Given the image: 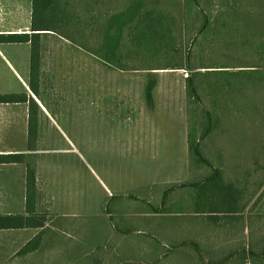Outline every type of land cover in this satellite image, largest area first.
<instances>
[{"label":"crops","instance_id":"crops-1","mask_svg":"<svg viewBox=\"0 0 264 264\" xmlns=\"http://www.w3.org/2000/svg\"><path fill=\"white\" fill-rule=\"evenodd\" d=\"M7 15L14 17L11 23L5 19ZM32 15L33 0H0V94L17 95L13 101L0 102V154L31 153L28 143L32 97L40 106L38 128L42 117L57 125L49 101L43 99V93L37 97L30 88ZM9 34L19 35L10 39ZM42 42L45 46L44 38ZM160 70L168 69L137 70L147 77L136 78L140 81L137 92L130 94L140 118L118 124L121 129L135 130V138L131 139L134 143H128V138L115 139L108 152L105 149L104 157L96 158L98 167L91 165L93 156L89 155L88 166L92 168L84 184L80 185L74 171L48 181L37 168L39 193L33 204L45 214V225L0 229L11 246L2 251L0 248V257L13 258V262L23 255L19 254L20 249L40 234L39 247L25 254L29 257L38 254L45 262L48 259L44 258L52 257L55 264H173L170 248L154 247L156 241L168 240L188 242L198 250L203 259L201 264H239V260L235 263L229 260L239 257L240 242H246L247 246L257 232L264 233V186L256 190L254 167L240 165L229 170L226 166L214 174L213 167L209 171L206 164L193 165L186 118L180 122L176 116L175 120L142 119L145 105L154 115L155 105L160 106L162 101L169 111V99L175 96L174 83L165 81L171 75L175 79L177 74ZM183 79L185 82L186 77ZM88 92L96 96V90ZM180 96L179 107L185 110L183 90ZM204 148L206 156L211 155L209 159L217 160L225 154L215 148ZM39 151L44 152L39 149L36 154ZM229 155L232 161L252 159L249 153L235 151L233 156L225 154L222 159L229 160L226 158ZM26 171L25 162L0 163V214H27ZM94 182L115 205L104 207ZM136 203L142 204L141 207L135 206ZM79 204H86L82 212ZM176 204H184L183 210L188 214L173 210ZM94 217H103L98 229ZM97 230L100 233L96 235ZM52 232L56 233V239L51 250V242L47 246ZM125 241L130 242L128 247H123ZM187 255L198 256L195 250Z\"/></svg>","mask_w":264,"mask_h":264},{"label":"trees","instance_id":"trees-1","mask_svg":"<svg viewBox=\"0 0 264 264\" xmlns=\"http://www.w3.org/2000/svg\"><path fill=\"white\" fill-rule=\"evenodd\" d=\"M121 1L119 8L134 9V14L131 19L121 23L118 40L107 54L123 57L135 40L136 48L139 43L138 46L143 47V54H148L149 51L176 58L173 62L147 69L183 68L189 71L186 76L187 104L191 108L196 106L197 109L195 126L191 130L189 125L188 135L192 161L213 167L214 174H219L229 161L207 158L203 141L216 135V131H219V136L220 133L230 135L232 148L227 151L218 148L216 152L249 153L252 159L247 160L246 164L245 161H236L237 166L245 165V168L250 169L254 167L258 175L256 190L261 189L264 186V0ZM55 2L56 0H33L30 88L37 97L41 95V36L47 34L42 31L52 30L48 24V16L42 12ZM95 4L103 11L106 10L96 0ZM134 31L137 33L133 38ZM124 32L132 40L127 43V50L119 48ZM18 35L9 34L7 38H17ZM187 35L189 41L185 46ZM28 36L26 34V40ZM106 46L105 42L102 49L107 50ZM131 53L129 50L127 57ZM205 53H208L207 60L203 57ZM16 97V94H0V102L13 101ZM30 105L28 150L31 153L0 154V163H26L27 214H0V229L39 228L45 225V214L38 212L37 204H33L39 193L35 157L38 151L40 106L34 97L31 98ZM233 115L237 116L232 120H241L233 121L232 125L228 121ZM39 237L40 234H37L28 241L19 254L37 249ZM248 252L252 257V264H264V234L256 236L247 246L242 247L239 257L244 254L245 257L242 258L246 260Z\"/></svg>","mask_w":264,"mask_h":264},{"label":"rangeland","instance_id":"rangeland-1","mask_svg":"<svg viewBox=\"0 0 264 264\" xmlns=\"http://www.w3.org/2000/svg\"><path fill=\"white\" fill-rule=\"evenodd\" d=\"M96 1L101 3L102 8L106 10L103 11L99 6L96 7L95 0H56L54 5L42 12L43 15L48 16V24L52 30L42 31L49 34L41 36V38H44L45 46H43L42 64L39 73V88L41 94L43 93V99L49 101L50 111L55 117L58 126L53 125L46 117H42L41 128H39L38 142L40 144L38 145V150L41 149L44 152L39 151L40 153L36 154L35 159L38 172H44L48 181H52V178L57 175L59 178H63L68 175L69 171H74L78 174L80 185H82L84 184L83 181L88 179L86 177H88V170L92 168L91 165L98 167L96 158L104 157L106 154L105 149L111 145L113 146L115 139L128 138V143H134L131 139L135 138V130L132 128L121 129L118 124L124 121L133 122L140 118L134 99L130 94L137 92V86L140 81L136 78L143 76L146 79L147 77L145 73H138L137 70L165 65L169 61L173 62L176 60L174 57L161 56L149 51L148 54H143V47L138 46L139 43L136 48L135 40L132 41L127 32H124L119 48L123 47L127 50V43L132 41L135 44L130 45L129 50L132 55L127 57L129 50L124 53L123 57H112L107 54V51L110 52V49L112 50L118 40L119 26L123 21L132 18L134 9L122 10V8H119L121 0V2L119 0ZM91 5L93 7L90 9L89 6ZM13 18L12 15L5 16V19L9 21L8 23H11ZM135 33L137 32L134 31L132 33L133 38ZM188 41L187 35L185 46H187ZM105 42L107 44L106 47L109 48L107 50L102 49ZM203 57L207 60L208 53L203 54ZM121 64L124 66H121ZM160 72L177 74L175 79L171 75L165 81L166 84L174 83L175 96L169 99V111H167V106L164 108L162 101H160V106L155 105L154 115L148 112L149 106L145 105L146 111L142 119L162 121L167 120L169 117L170 120H175L176 116V120L180 122L186 118L192 130L197 118V109L196 106L191 108L187 104L186 80L184 82L183 79L189 71L186 69H168L160 70ZM93 89L96 90L95 97L88 92ZM181 90H183L182 106L185 110L179 107ZM104 92H106V95H103ZM94 107L95 111L93 112ZM235 116L237 115L231 116L228 121L232 125L234 124L233 121L241 120H232ZM214 133L216 135L203 141L204 147L215 148L216 150L222 148L226 151L232 148L230 135L220 133L221 135L219 136L217 135L219 131ZM131 146L129 145V147ZM119 151H121L120 147ZM250 153L253 152L250 150ZM225 154H232L233 156L234 152ZM225 154L221 155L219 159L222 160ZM89 155L93 156V160L90 161ZM209 156L211 155L207 154V157ZM226 158H229L227 165L229 170L231 166L235 167L238 165L236 161L231 162L232 157L230 155ZM253 158L255 161L256 155ZM87 160L90 161V166H88ZM192 163L193 165L198 164L194 161ZM244 163L248 162L245 161ZM118 168L119 165H117ZM207 170L212 171V168L209 166ZM256 176L258 177L257 174ZM94 184L97 186L98 196L103 199L102 204L104 207L115 205L113 204L114 200L107 198L101 187L95 182ZM139 203L134 205L141 207L142 204ZM126 204L131 203L126 202ZM84 205L86 204H79L80 212L83 211ZM183 207L184 204H176L174 209H172L180 212V214H188L183 210ZM181 217L184 218L183 216ZM182 218L180 219L181 222ZM93 219L96 220L95 227L98 229L99 220L103 219V217H94ZM52 233L51 237L49 236L50 241L47 246L49 247L51 242V250L55 247L56 239V233ZM98 233L100 232L97 230L96 235ZM262 234L264 233L257 232L256 236ZM7 239L8 236L6 234L0 233L1 251L11 248ZM94 240L99 241L98 237H95ZM140 241L141 239H138V243ZM38 242L40 245V237ZM237 243L235 242V244ZM129 244L130 242L125 241L123 242V247H128ZM240 244L241 247H244L246 242H240ZM154 247L158 249L164 248L165 250L170 248L173 251V264L203 263L198 250L193 246L190 247L188 242L184 240L156 241ZM192 250L197 251L198 256L195 258L187 255V252H192ZM226 252L227 250L225 249L224 253ZM246 255V260H243L245 256L241 254L243 258L235 257L229 261L235 263L240 258L239 264H252L250 253L248 252ZM12 259L1 256L0 264H55V258H44L48 259L45 262L41 260L38 254L29 257L23 253L16 260L14 259L13 262H11ZM224 260H226V257Z\"/></svg>","mask_w":264,"mask_h":264},{"label":"built area","instance_id":"built-area-1","mask_svg":"<svg viewBox=\"0 0 264 264\" xmlns=\"http://www.w3.org/2000/svg\"><path fill=\"white\" fill-rule=\"evenodd\" d=\"M188 75V74H187Z\"/></svg>","mask_w":264,"mask_h":264}]
</instances>
